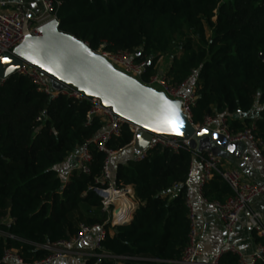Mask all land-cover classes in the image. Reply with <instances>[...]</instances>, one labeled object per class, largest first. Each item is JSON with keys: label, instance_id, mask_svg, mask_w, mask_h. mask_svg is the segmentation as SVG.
Masks as SVG:
<instances>
[{"label": "trees", "instance_id": "trees-1", "mask_svg": "<svg viewBox=\"0 0 264 264\" xmlns=\"http://www.w3.org/2000/svg\"><path fill=\"white\" fill-rule=\"evenodd\" d=\"M57 1L61 32L94 52L104 46L148 62L144 83L159 75L157 62L171 50L170 40L189 32L164 75L172 86H181L198 73L192 123L223 116L233 133L254 124L256 138L264 142V0ZM257 105L258 116L247 118ZM90 109L87 100L38 92L24 75L0 85V264L6 250L16 251L25 264L43 261L50 253L42 246L71 240L82 224L106 222L101 200L90 191L103 174L106 155L90 146V174L74 170L66 183L56 170L101 132L98 119L86 126ZM132 141L125 126L108 148L119 152ZM194 152L156 148L145 160L117 165L115 186L132 187L139 207L126 199L136 209L132 219L105 225L112 234L98 253L115 259L90 258L86 264H176L182 259L189 243L185 200ZM231 195L218 175L203 186L209 202L222 203ZM224 261L237 264L232 256Z\"/></svg>", "mask_w": 264, "mask_h": 264}, {"label": "built area", "instance_id": "built-area-1", "mask_svg": "<svg viewBox=\"0 0 264 264\" xmlns=\"http://www.w3.org/2000/svg\"><path fill=\"white\" fill-rule=\"evenodd\" d=\"M44 13L40 17L33 18L29 15L22 4L15 3L11 8H7L6 2H0V56L12 53L29 36L40 37L41 28L52 21H58L57 9L60 4L57 0H41ZM107 59L119 72L141 82L147 88L163 92L171 100L179 101L182 110L192 122V108L197 101L198 73H195L181 86H172L170 80L164 75L151 77L148 82H143V76L147 71L148 62H138L135 55L128 51L110 53L104 50V46L95 52ZM18 74L26 76L37 88L38 92L55 99L60 95L76 100H87L91 104V109L87 114L86 126L92 125L95 119L102 124L101 132L85 146L80 148L78 156L77 171L89 175L93 156L90 146L94 145L100 152L106 155L103 167V174L95 180V185L90 191L97 196L102 203L101 213L107 219L104 224L87 226L82 224L80 231L69 241H62L54 245H45L40 249L50 253V256L34 264H54L57 261L66 260L74 256L78 247L93 233L96 234L95 243L86 260L90 258L115 259L107 254H100L101 242L108 234H112L105 228L110 223L112 226L117 222L130 221V211L125 206L117 209L116 203L125 197L134 199L132 187L117 188L114 184L111 162L117 152L108 148V143L118 138L122 134L125 126H128L133 133L134 142L141 132H147L135 126L125 119L115 114L112 108H107L99 99L87 98L82 92L72 86L58 83L42 70L25 65L18 71ZM159 86L161 90L155 88ZM190 88L189 91H187ZM39 120H41L39 118ZM193 124V123H192ZM197 132L211 130L215 134L223 136L229 143L247 144L255 153L261 156L264 168V142L255 136L256 127L252 124L243 132L233 133L230 130L228 119L223 116H208L200 125H194ZM192 139L173 137L167 135H152L147 148L141 152L136 160L142 161L147 158V152L156 148L169 149L173 152H180L191 149ZM194 159L202 163V170L199 177V188L196 195L187 196L185 203L189 211L190 234L189 243L183 252L182 259L176 264H196L197 260L205 256V264H228L224 259L228 256L235 257L237 264H264V216L259 212H251L253 223V233L259 240L256 251L252 255L243 254L234 244L235 228L240 220L241 214L250 209L253 200L264 196V180L261 183H249L243 180L238 171L227 169L222 159L211 151L202 153L194 152ZM215 175L220 176L230 187L232 195L225 202H209L203 196V186L207 184ZM176 189L178 186L175 187ZM199 198L204 204L210 205L216 212L223 224L224 243L222 247L213 253L203 255L199 251V236L204 231L205 226L199 223L195 199ZM122 205V204H121ZM127 222V223H128ZM0 234H2L0 232ZM11 238H15L10 236ZM84 260L81 264H86ZM4 264H25L22 258L14 250H6L3 257Z\"/></svg>", "mask_w": 264, "mask_h": 264}, {"label": "water", "instance_id": "water-1", "mask_svg": "<svg viewBox=\"0 0 264 264\" xmlns=\"http://www.w3.org/2000/svg\"><path fill=\"white\" fill-rule=\"evenodd\" d=\"M59 27L60 22H49L41 28L40 37L29 36L12 53L1 55L7 57V62L0 59V85L25 65L36 67L58 83L76 88L87 98L101 100L116 115L147 131L139 133L137 138L142 149L149 145L153 134L196 139L202 146L199 153L208 149L214 152L213 142L226 145L228 150L238 145L211 130L197 132L183 112L181 102L119 72L88 44L61 32ZM6 69L12 70L5 74ZM166 116L172 119L165 122ZM135 210L130 211L132 216ZM127 222H117L114 227Z\"/></svg>", "mask_w": 264, "mask_h": 264}, {"label": "crops", "instance_id": "crops-1", "mask_svg": "<svg viewBox=\"0 0 264 264\" xmlns=\"http://www.w3.org/2000/svg\"><path fill=\"white\" fill-rule=\"evenodd\" d=\"M0 2H6L7 8H11L13 4H22L29 15L33 18L40 17L44 13V8L41 0H0ZM172 58L167 59L165 56L159 58L157 62V69L159 75L165 74L170 68ZM195 83H198V78ZM190 88L187 90L189 91ZM261 109L260 105H257L255 110L246 116L247 118H256ZM242 121L244 116H239ZM138 138V136H137ZM132 142L127 148L116 153L111 162V171L114 173L119 163H125L129 160H135L138 155L145 149H142L138 143V139ZM215 149L214 152L219 156L225 168L233 169L239 172L244 181L249 183H261L264 180V168L261 156L255 153L247 144H238L236 147H231V150L227 149L226 145L213 142ZM191 148L198 152L202 146L198 140L191 141ZM199 153V152H198ZM79 151L73 153L71 157L62 165L58 166L56 170L59 172L60 177L66 183L70 180L72 173L77 169ZM202 170V163L198 159L193 160L191 174L187 183L188 195L195 196L199 188V177ZM122 199V198H121ZM132 201V205H136L138 209L139 203L135 199ZM195 207L197 209V218L199 223L205 226L204 231L199 236V251L205 255L218 251L224 243V230L223 224L218 218L215 210L210 206L204 204L199 198H196ZM129 206V205H128ZM130 207V206H129ZM131 210H134L130 207ZM251 212H259L264 216V196L259 197L250 205V209L245 211L240 216V220L235 228L233 242L236 247L245 255H252L257 248L259 240L253 233V223L251 220ZM133 217V216H132ZM96 234H91L77 249L74 256L57 261L54 264H81L86 260V255L90 253L95 243ZM205 256H202L197 260L196 264H205Z\"/></svg>", "mask_w": 264, "mask_h": 264}, {"label": "rangeland", "instance_id": "rangeland-1", "mask_svg": "<svg viewBox=\"0 0 264 264\" xmlns=\"http://www.w3.org/2000/svg\"><path fill=\"white\" fill-rule=\"evenodd\" d=\"M187 35H190V34H189V32H186V31H185L184 34L175 35V36L173 37V39L170 40L171 50L169 51V53H168L167 55H165V57H166L167 59L170 60V58H171L172 56H174V55H176V54H179V53H178L179 50H177V48H178V46H179L182 42H184V40H185V38H186ZM210 36H211V32H210V31H207V32H206V38L208 39V38H210ZM193 39H194V38H193ZM155 88L161 90V88H160L159 86H155ZM128 201H129V200H128ZM130 202H131V204H132V201H130Z\"/></svg>", "mask_w": 264, "mask_h": 264}, {"label": "bare ground", "instance_id": "bare-ground-1", "mask_svg": "<svg viewBox=\"0 0 264 264\" xmlns=\"http://www.w3.org/2000/svg\"><path fill=\"white\" fill-rule=\"evenodd\" d=\"M129 200L128 198H125V197H123L122 199H121V201H118L117 203H116V205H117V209L119 210V209H121V207H126L128 210H131L130 209V207L128 206V203H127V200ZM122 204V205H121Z\"/></svg>", "mask_w": 264, "mask_h": 264}, {"label": "snow or ice", "instance_id": "snow-or-ice-1", "mask_svg": "<svg viewBox=\"0 0 264 264\" xmlns=\"http://www.w3.org/2000/svg\"><path fill=\"white\" fill-rule=\"evenodd\" d=\"M0 59H3V60H5V62H7V57H0ZM33 63H35V61H33ZM12 69H6V70H4L5 71V74H7V72H9V71H11ZM169 107H170V105H169ZM170 110H171V108H170ZM172 119V117L171 116H166L165 117V122H169L170 120ZM153 131H156L157 129H152ZM204 131H206V130H204ZM233 147H235V146H233Z\"/></svg>", "mask_w": 264, "mask_h": 264}]
</instances>
